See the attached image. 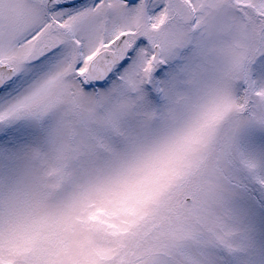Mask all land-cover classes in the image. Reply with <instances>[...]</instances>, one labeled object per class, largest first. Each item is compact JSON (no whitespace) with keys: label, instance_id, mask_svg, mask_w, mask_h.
<instances>
[{"label":"snow or ice","instance_id":"snow-or-ice-1","mask_svg":"<svg viewBox=\"0 0 264 264\" xmlns=\"http://www.w3.org/2000/svg\"><path fill=\"white\" fill-rule=\"evenodd\" d=\"M0 264H264V0H0Z\"/></svg>","mask_w":264,"mask_h":264}]
</instances>
